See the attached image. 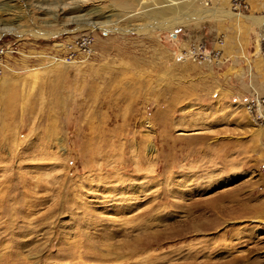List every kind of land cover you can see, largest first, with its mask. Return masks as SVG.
Here are the masks:
<instances>
[{"label": "rangeland", "instance_id": "rangeland-1", "mask_svg": "<svg viewBox=\"0 0 264 264\" xmlns=\"http://www.w3.org/2000/svg\"><path fill=\"white\" fill-rule=\"evenodd\" d=\"M45 1L0 0V264H264V128L177 55L264 48V0Z\"/></svg>", "mask_w": 264, "mask_h": 264}, {"label": "crops", "instance_id": "crops-1", "mask_svg": "<svg viewBox=\"0 0 264 264\" xmlns=\"http://www.w3.org/2000/svg\"><path fill=\"white\" fill-rule=\"evenodd\" d=\"M224 41L222 56L225 61L230 60L222 71L226 83L229 81L234 85V92L240 98L253 95L264 97V48L260 40H254L251 44L240 40L237 47L235 39Z\"/></svg>", "mask_w": 264, "mask_h": 264}, {"label": "built area", "instance_id": "built-area-1", "mask_svg": "<svg viewBox=\"0 0 264 264\" xmlns=\"http://www.w3.org/2000/svg\"><path fill=\"white\" fill-rule=\"evenodd\" d=\"M229 4L230 9L233 11H240L241 9L247 8L246 0H229ZM83 43V41L79 42V44ZM215 44L218 47L213 45L207 47L205 43H199L195 47L180 50L177 55L178 57L182 56L191 60L213 61L215 63L221 60V63H223L225 59L223 58L221 48L219 47L222 45V41L218 40ZM70 48L71 47L69 46V49ZM5 52V48L0 46V74L7 68L6 64L1 61V55ZM243 104L252 121L259 127H264V97L253 95L246 98Z\"/></svg>", "mask_w": 264, "mask_h": 264}, {"label": "bare ground", "instance_id": "bare-ground-1", "mask_svg": "<svg viewBox=\"0 0 264 264\" xmlns=\"http://www.w3.org/2000/svg\"><path fill=\"white\" fill-rule=\"evenodd\" d=\"M48 1H45V2H48ZM52 1H49V3L52 5L51 6L52 8L62 9V6H63L64 8L67 7L69 9H71L72 14L70 16V19L76 23L90 24L92 26L98 25L101 23L99 21H95L92 23L89 22L90 20H92L96 16H98L97 10L82 8V6H81L82 0H61V4L58 2V0H52ZM57 3H59V4L57 5ZM52 8H49V10H51ZM45 9L48 10L47 8H45ZM95 19H97V18H95ZM7 28H9V27H7Z\"/></svg>", "mask_w": 264, "mask_h": 264}]
</instances>
